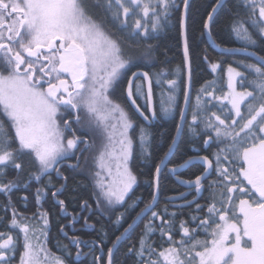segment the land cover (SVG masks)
Wrapping results in <instances>:
<instances>
[{
  "label": "snow or ice",
  "instance_id": "snow-or-ice-1",
  "mask_svg": "<svg viewBox=\"0 0 264 264\" xmlns=\"http://www.w3.org/2000/svg\"><path fill=\"white\" fill-rule=\"evenodd\" d=\"M182 2L185 11L180 26L187 64L190 46L185 28L191 4L190 0ZM178 8V0H0V195L7 198L5 211L12 213L10 229L23 234L19 264H47L50 259L40 241L49 234V213L41 208L49 191L60 212L70 217L68 224L60 227L70 244L62 246L65 255L56 257L54 264H79L81 258L88 257L91 264H103L95 251L98 247L103 250L106 230H101L98 243L75 233L68 236L66 229L75 228L81 219L84 229H92L89 219L94 211L111 216L117 205L125 204V211L112 223L127 226L107 249V264H115L114 255L122 241L129 239L148 213L151 216L139 234L138 247L127 249L129 256H135L134 264H264V56L255 51L261 43L257 37H264V0H232L231 4L229 0H214L202 20L211 39L216 17L221 12L229 15L231 31L242 47L223 51H240L255 60L228 66V91L217 95L215 81L209 82L199 89L193 103L189 86L183 90L182 107L177 79L161 68L151 73L131 72L125 90L128 103L114 99L127 76L123 70L138 59L135 52L142 43L146 45L143 55L151 52L153 46L147 41L163 30ZM93 9L100 10L99 19ZM140 13L151 21L150 31ZM205 60L216 73L220 65L208 61L207 51ZM153 81L161 90L160 114L175 119L178 113L179 119L175 135L155 166L151 199L127 222L126 212L137 206V201L126 199L136 184L129 161L136 152L137 138L141 157L151 159L150 128L158 118L153 108ZM144 82H148L147 94ZM128 104L144 123L136 125ZM186 125L195 154L169 167V157L184 139ZM86 132L98 135L101 141L95 158L100 169L94 173L96 205L94 209L83 199L79 212H69L66 201L60 199L69 180L62 165L67 161L71 173L83 171L81 160L86 164L85 153L96 147ZM200 140L203 146L197 147ZM195 166L202 171L194 179L180 177L181 170ZM164 169L188 189L179 197L168 198L176 209L195 204L196 211L203 212L197 198L208 182L207 216L192 215L194 226L181 219L178 240L174 237L177 212H170L168 205L154 210ZM53 172L55 180L63 181L59 187L53 182ZM9 173L14 175L9 178ZM213 174L216 179H210ZM33 184L37 212L29 217L17 211L11 197ZM193 191L195 195L188 200ZM237 193L242 194L238 205ZM181 198L184 204L176 203ZM22 199L27 202L26 196ZM234 205L239 215L232 219ZM201 230L210 239H197ZM157 231L162 240L167 237L168 245L161 244L159 252L151 240ZM19 244L18 237L0 233V264H15ZM71 247L77 249L75 259ZM85 247L88 252L83 251Z\"/></svg>",
  "mask_w": 264,
  "mask_h": 264
},
{
  "label": "trees",
  "instance_id": "trees-1",
  "mask_svg": "<svg viewBox=\"0 0 264 264\" xmlns=\"http://www.w3.org/2000/svg\"><path fill=\"white\" fill-rule=\"evenodd\" d=\"M230 4L232 0H229ZM179 8L173 11L172 16L170 17L169 23L160 31L158 34H153V38L147 41V44H151L153 46L151 52L147 55H143L145 52L146 45L144 43L141 44L140 48L135 52V56L138 58L136 63L132 66V70L136 71H148V72H158L161 68L166 69L170 78L177 79L179 87H180V104L183 106V90L186 88V71L184 65V57L182 50V38H181V26H180V18L183 11V2L182 0H178ZM214 3V0H191L190 1V9L188 15L186 17V36L188 39V43L190 46L189 53V62H190V77H191V94L193 103H195V96L199 89L202 86H206L207 83L215 81L216 94L220 95L221 90L224 92L227 91V68L229 65L235 66V62L237 61H247L250 63L255 62L253 59L244 56V55H229V54H220L210 48L208 42L204 35L203 23L202 20L206 18L207 12L211 10L210 5ZM94 15L99 19L100 18V10L93 9ZM140 18L145 26L151 29V21L143 17V13H140ZM133 18V23H134ZM214 35L212 37L213 41L216 45H220L221 48L224 49H233V48H241V42L237 40L235 35L231 31V21L229 15L225 12H221L215 20V24L212 29ZM261 43L255 49L257 55L264 56V37H257ZM205 51H207L208 61L216 62L220 65L217 69L216 73H213L209 67V63L205 60ZM124 87V80L122 84L121 92L117 94L122 95ZM167 88V85H164ZM212 90V89H209ZM251 90V89H249ZM153 91H154V103H155V112L157 113V121L151 125V132L153 133L151 139V159H144L141 157L138 143L136 146V152L131 157L129 162V167L136 176V184L133 186V189L128 194L126 199L129 203L132 201H137V206L126 212L127 222H131L132 217L139 212L140 208L144 207V202H147L151 199L153 193V179L155 166L159 162V158L162 155L163 151L166 150L168 143L171 141V137L175 135V123L178 122L179 115L177 113L176 118L173 119L171 117H164L160 114V88L155 85L153 81ZM122 98V97H121ZM122 103H126L124 100V96L121 100ZM141 105H143V100L139 101ZM213 104L219 105L218 101H213ZM136 118L137 125L142 122ZM192 119V112L189 110L188 112V122L190 123ZM94 134V133H93ZM96 135V134H95ZM99 137L98 135H96ZM100 139V137H99ZM101 144V143H100ZM197 147L203 146V140L199 141ZM214 150V149H213ZM95 152L94 148L92 149ZM91 154V151H89ZM192 151V145L188 142L187 138V125L185 126V137L182 141L179 142V146L175 152V155H172L170 158L172 164L180 162L181 158H186L189 155H194ZM211 155V151L208 153ZM90 159V156L87 157ZM92 164V159H90ZM93 161H96L93 159ZM74 162V159L73 161ZM68 162L66 161L62 165V170L65 175L69 176V180L67 182V187L63 190L60 199L66 201L67 208L69 212H79L80 211V203L83 199L89 200V202L93 205L95 209L96 200H95V184L93 183L94 172H91L90 165L82 159L81 164L83 166V171H79L76 173H71L67 167ZM94 168V166H93ZM202 168L200 166H195L187 169L186 171L180 173V177L182 179H194L195 175L200 174ZM238 174V169H237ZM14 175V173H9V178ZM56 173H52L53 182L56 184V187H59L63 181L55 180ZM210 179H216L215 175ZM45 182H47V177L44 178ZM207 181L205 182V191L202 193L198 202L204 207L203 212H197L195 208V204L191 207H184L182 209L174 208L169 202V197H177L180 196V193L188 192V190L180 187L175 182V177L168 173V169H164V173L161 177L160 181V190L158 202L154 208L156 211L162 210L166 205L169 207V211L177 212L176 219V231L174 233L175 239H180V231H179V222L181 219H185L189 221L191 225L192 215H199L200 217L207 216V204L209 202V191L207 190ZM35 187L33 184L32 188L27 191L20 190L16 191L12 194V200L15 203V207L18 212L22 213L25 216L31 217L33 213L37 212V203L35 199ZM225 195H227L226 189L224 190ZM98 194V193H97ZM195 195L194 191L189 193L187 196L188 200H191ZM237 200L235 202L236 205L239 203V197L242 195L237 193ZM27 197V202L23 201V197ZM139 198V200H137ZM176 203L184 204V200H179ZM7 204V198L3 195H0V218H2V222H0V233H6L8 235H13L14 237H18L20 240V244L18 246L17 255L15 257V264H19V255L23 251V234L19 233L18 229L12 230L9 227V221L12 217L11 210L5 211V205ZM41 208L43 211L49 213V234L45 238V247L48 252L53 257L63 256L65 253L62 250L63 245L70 244L68 238L61 233L60 227L61 225H67L70 217H65L61 212L58 206H56L52 200L51 191L47 193L46 198L41 201ZM125 208H127V204L124 206H116V211L109 216L108 214L101 215L99 212H93L90 216L89 222L94 225L92 229H84L82 226L84 224V220L81 219L79 223L76 224L75 228L69 227L66 229L68 236H71L73 233L80 236L83 240L92 241L95 240L99 243L102 238L101 230L107 231V238L104 240L103 250L101 251L98 247L95 251V255H98L103 258V264H107V249L112 246V241L115 240V237L123 231V227L127 226L125 223L122 227L116 226L112 223L113 220L116 219V215L119 212H124ZM238 207L233 206L232 219H235V216H238ZM88 215V213H85ZM151 216V213L148 214V217ZM145 217L139 224V226L135 229L134 232L130 234L128 240H124L119 246V251L115 252L114 260L115 264H134L135 256H129L127 254V249L133 245L138 247V238L140 232L144 228V224L147 222V218ZM218 220V217H217ZM199 221H197L198 223ZM159 224V221H156ZM211 231V229H209ZM6 239V236L4 237ZM197 239L205 240L210 239L208 233L201 230ZM154 241V246L159 252L161 248V244L164 247H167V237L163 240L160 237L159 232L151 238ZM151 242V241H150ZM72 259H75L77 249L75 247L70 248ZM84 252H88L89 249L85 247L83 249ZM79 264H91V257L81 258ZM161 264L163 262L161 261Z\"/></svg>",
  "mask_w": 264,
  "mask_h": 264
},
{
  "label": "water",
  "instance_id": "water-1",
  "mask_svg": "<svg viewBox=\"0 0 264 264\" xmlns=\"http://www.w3.org/2000/svg\"><path fill=\"white\" fill-rule=\"evenodd\" d=\"M191 1V0H190ZM184 11H185V9H184V6H183V11H182V14H184ZM185 33H186V28H185ZM204 35H205V38H206V40H207V42H208V45L210 46V48L211 49H213L214 51H216L217 53H220V54H229V55H244V56H247L245 53H243V52H240V51H235V52H233V51H223V49L224 48H221V47H219V48H217L215 45H216V43L213 41V39L211 38H209V36L204 32ZM181 38H182V50H183V57H184V44H185V36H183L182 34H181ZM233 49H240V48H233ZM231 50V49H230ZM247 57H249V56H247ZM249 58H251V59H253L254 60V58H252V57H249ZM255 61V60H254ZM184 65H185V71H186V88L187 87H189L190 86V90H191V77H190V62H189V60H188V63L186 64V62H185V57H184ZM138 71H141V70H138ZM143 78H141V80H142ZM147 87H148V82H144V90H145V94H147ZM126 88H127V85H126ZM126 88H125V90H126ZM126 91H125V97H126ZM128 103V102H127ZM129 106H130V108L133 110V112L135 113V109L134 108H132L131 107V105L130 104H128ZM184 106V105H183ZM182 106V107H183ZM153 108H154V110H155V103H154V99H153ZM136 114V113H135ZM138 117H139V115L138 114H136ZM148 115H151V113H148ZM142 121H143V118H141V117H139ZM157 121V119H155L152 123H155ZM144 122V121H143ZM171 158V156L169 157V159ZM184 171H186V170H181V172L180 173H182V172H184ZM173 176V175H172ZM173 177H175V176H173ZM175 182L180 186V187H182V188H184V189H186V190H188L187 189V187L186 186H184V185H181L180 183H178V181H177V179H176V177H175ZM158 197H159V193H158ZM177 197H179V196H177ZM199 198L200 197H198L197 199L199 200ZM179 200H182V198L181 199H179ZM178 200V201H179ZM149 214V213H148ZM142 221V220H141ZM140 221V222H141ZM140 222H139V224H140ZM123 242V241H122ZM107 262H108V257H107Z\"/></svg>",
  "mask_w": 264,
  "mask_h": 264
},
{
  "label": "rangeland",
  "instance_id": "rangeland-1",
  "mask_svg": "<svg viewBox=\"0 0 264 264\" xmlns=\"http://www.w3.org/2000/svg\"><path fill=\"white\" fill-rule=\"evenodd\" d=\"M227 81H228V73H227ZM227 91H228V88H227ZM87 133V136L90 138V139H93V140H95V143H96V147L94 148V150H95V152H93L92 150H90L91 151V154H89V152L88 153H85V156L86 157H89L90 156V159H92V164H91V161H90V159H87V162L89 163V167H90V169H91V172H97V171H100V169L97 167V165H96V161H93V159H95L98 155H99V150H100V147H101V141H100V139H99V137H97L95 134H93V133H91V132H86ZM137 143H139V140L137 139ZM81 147H83V145H81ZM130 162V161H129ZM93 166H94V168H93ZM104 175L106 176L107 174L106 173H104ZM95 181H96V177L95 176H93V183L95 184V189H96V191H95V193H98V189L96 188V183H95ZM237 210H238V208H237ZM238 214H239V210H238ZM233 239H234V236H233ZM40 241H41V243H43L44 244V242H45V237H43V236H41L40 237ZM45 245V244H44ZM47 249V248H46ZM54 260H55V257H53L51 254H50V259L47 261V264H54Z\"/></svg>",
  "mask_w": 264,
  "mask_h": 264
},
{
  "label": "flooded vegetation",
  "instance_id": "flooded-vegetation-1",
  "mask_svg": "<svg viewBox=\"0 0 264 264\" xmlns=\"http://www.w3.org/2000/svg\"><path fill=\"white\" fill-rule=\"evenodd\" d=\"M94 14V13H93ZM132 68V66H130L129 68H126V69H124L123 71L124 72H126L127 73V76H125V78H124V87H123V91H122V95H118V94H116V96L114 97V99H116V100H118V101H120L121 102V100H122V98H123V96H124V100L126 101V103H127V100H126V97H125V88H126V85H127V77H129V76H131V72H133V71H136L135 69H131ZM122 97V98H121ZM128 108H129V110L133 113V115L135 116V117H137L142 123H144L134 112H133V110L130 108V106L128 105ZM148 114V113H147ZM135 120H136V118H135ZM136 122V121H135ZM154 123H152L151 125H153ZM136 125H137V123H136ZM137 131H138V127H137ZM85 135L87 136V133H85ZM138 139V138H137ZM136 146H137V141H136Z\"/></svg>",
  "mask_w": 264,
  "mask_h": 264
}]
</instances>
